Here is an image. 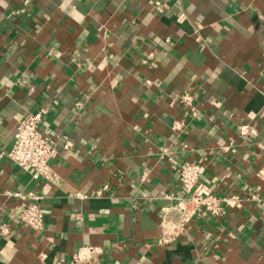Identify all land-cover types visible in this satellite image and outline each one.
<instances>
[{
	"label": "crops",
	"instance_id": "0c3cea01",
	"mask_svg": "<svg viewBox=\"0 0 264 264\" xmlns=\"http://www.w3.org/2000/svg\"><path fill=\"white\" fill-rule=\"evenodd\" d=\"M263 72L264 0H0V149L43 106L39 129L73 142L57 143L55 182L0 160V264H55L83 245L102 249L94 264H264L257 201L156 244L180 163L203 165L199 182L218 197L264 200ZM241 124L254 133L239 137ZM7 192L38 196L40 231Z\"/></svg>",
	"mask_w": 264,
	"mask_h": 264
},
{
	"label": "built area",
	"instance_id": "2783aa9c",
	"mask_svg": "<svg viewBox=\"0 0 264 264\" xmlns=\"http://www.w3.org/2000/svg\"><path fill=\"white\" fill-rule=\"evenodd\" d=\"M154 55L149 53L140 63L147 64ZM264 73V72H263ZM181 106L188 110L190 119L197 116V108L189 93H184L179 99ZM77 107L80 106L76 102ZM48 108L43 106L35 112L25 113L17 122L12 146L8 150L0 149V160L7 158L18 169L30 174L33 180L56 181V174L51 167L50 161L56 153L58 141H62L64 150L69 151L73 142L66 136H57L52 130L39 129L42 116L47 113ZM170 128L176 132L185 130L183 121L174 120ZM237 134L241 138H247L254 133L249 124H241L237 127ZM204 166L195 162H183L178 164L179 192L170 196L171 203L160 209L159 233L156 244L166 246L176 241L185 231L194 217L203 219L209 217L224 216L228 205L239 209L242 201H257L264 205V200L251 193L247 197L238 194L218 197L208 187L201 184L199 180L204 174ZM258 178L264 183V168L258 171ZM106 185L97 191L98 194L106 189ZM7 195L24 200L25 204L18 214V221L38 232L43 227V212L36 195H23L19 192H7ZM10 233L9 222L0 223V235L7 236ZM102 249L98 246L83 245L68 260L58 259L55 264H94V256L101 254ZM46 254H40L42 262Z\"/></svg>",
	"mask_w": 264,
	"mask_h": 264
}]
</instances>
